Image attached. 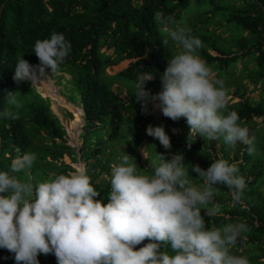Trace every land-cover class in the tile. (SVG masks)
Instances as JSON below:
<instances>
[{
    "label": "trees",
    "instance_id": "1",
    "mask_svg": "<svg viewBox=\"0 0 264 264\" xmlns=\"http://www.w3.org/2000/svg\"><path fill=\"white\" fill-rule=\"evenodd\" d=\"M222 1V0H221ZM220 0H207L210 8L199 15L195 25H206L211 21L207 14L219 17L239 32L234 41V50L219 45L220 39L206 34H193L203 42L199 50L200 57L208 66H213L225 75L231 66L244 58L253 62L251 73L253 83H264V0H240L241 6L221 5ZM190 0H0V112L6 107L4 97L7 92H18L17 99L22 107L15 120L0 116V172L9 171L11 161L19 147L21 153L27 151L36 154L33 167L17 173L22 182L34 184L45 181L55 174H67L73 170L71 164L76 161L83 164L91 184L100 193L95 199L106 204L109 183L100 181L102 176L110 173L111 162L116 160V150L120 143L131 140L138 146L142 140L141 133L146 134L148 125L163 126L170 137L171 150H185L189 157L185 164L199 165L206 170L211 162L218 159L235 163L238 175L246 180L243 190V203L221 205L219 215L209 218L203 214L206 226L222 227L235 221L245 222L250 231L242 234L232 249L235 255L248 258L249 264H264V100L252 101L245 92L235 88L233 95L237 101L228 105L224 112L238 113V123L249 129V135L256 137V154L249 155L246 145L237 142L235 147L225 144L223 137L219 141L217 152L215 140L206 137H194L189 149L186 145L188 125L184 118L172 121L150 111L149 115L141 114L140 104L135 101L137 77L142 72H151L154 79L145 84V90L151 93L158 91L160 75L167 63V48L163 47V35L154 21V13L161 11L182 21V13L187 9ZM211 17V18H212ZM53 32L62 33L71 44V50L60 72L71 75V90L68 101L82 110V130L79 135L80 146L73 150L65 143V129L59 119L51 113L47 98L41 97L28 83L17 84L13 80L15 62L22 57L31 65L39 63L33 53L37 40L49 39ZM245 33L244 36L241 34ZM19 41V42H18ZM109 50L110 53L102 52ZM218 55L212 56L208 50ZM129 60L126 68L119 71L115 78L127 82L133 89H128L125 99H121L111 89L105 69ZM161 87V86H160ZM66 115L71 118L70 113ZM256 121L262 124L257 129ZM123 124V127H121ZM171 128H179V137L169 134ZM136 134V137L130 136ZM149 140L146 147L149 151V167L144 169L138 164L137 171L142 175H153V165L158 164L156 153L166 154L158 140L146 136ZM157 141V142H156ZM154 145V146H152ZM66 157L68 162L63 161ZM139 158L138 154L135 156ZM192 158H195L192 160ZM236 162H239L238 164ZM195 180L196 173L188 170ZM244 174H246L244 176ZM219 196H230V190L217 185ZM216 203H219L215 199ZM211 220V221H210ZM148 240L137 245L143 247ZM252 248L250 255L238 252L236 248ZM161 251H170L162 246ZM9 252L0 249V264H14ZM171 254V253H170ZM48 262L53 264L54 255Z\"/></svg>",
    "mask_w": 264,
    "mask_h": 264
},
{
    "label": "clouds",
    "instance_id": "2",
    "mask_svg": "<svg viewBox=\"0 0 264 264\" xmlns=\"http://www.w3.org/2000/svg\"><path fill=\"white\" fill-rule=\"evenodd\" d=\"M153 18L163 35L162 46L171 42L179 51L167 60L159 77L161 90L155 95L145 90V84L155 78L153 73L138 75L135 101L141 114H151L148 102L152 101L153 109L164 117L174 122L184 118L189 149L194 137H223L225 144L242 143L249 155H255L256 137L238 123V113L224 114L228 90L198 54L203 42L172 15L156 11ZM70 50L62 33L37 40L33 53L39 63L17 58L13 80L31 85L45 80L60 71ZM17 93L5 95L3 118H18L14 109L22 104ZM146 135L170 152V137L163 126L148 125ZM148 147L141 148L145 160ZM15 152L10 172H0V249L12 254L15 264H39L41 254L54 255L57 264H249L246 256L232 253L242 234L250 231L248 225L238 222L209 228L201 215L202 209L209 218L222 215L214 199L217 185L230 190L234 206L243 203L246 180L234 163L218 159L204 170L186 165L183 153H171L170 159L156 153L159 163L154 162L153 175L148 176L140 174L135 159L125 154L119 164L111 165L110 192L104 204L95 199L100 193L83 164L36 184L22 182L15 174L31 169L37 157L21 153L19 147ZM189 168L203 181L202 189L192 183ZM145 240L149 242L134 250ZM162 246L170 251H161Z\"/></svg>",
    "mask_w": 264,
    "mask_h": 264
},
{
    "label": "rangeland",
    "instance_id": "3",
    "mask_svg": "<svg viewBox=\"0 0 264 264\" xmlns=\"http://www.w3.org/2000/svg\"><path fill=\"white\" fill-rule=\"evenodd\" d=\"M221 1V0H220ZM221 5H231L234 7H238L242 5V2L240 0H222ZM187 9L182 13V21L184 24L191 28L192 35L194 34H206L207 36H212L215 38H219L220 42L219 45L223 47H227L228 49L234 50V41L238 39L239 32L235 30L232 26L225 23V21L219 17H212L211 14H207L208 17H210L211 21L207 23L206 25L197 24L195 25V21L198 19L199 15H201L203 12H206L209 10L210 6L207 3V0H190L189 4L187 5ZM212 17V18H211ZM242 36L245 35V33L241 34ZM179 49H177L171 42L168 45L167 48V60L172 58ZM102 52H106L107 54L111 51L103 49ZM208 52L212 56H217L218 54L209 49ZM129 64V60H125L121 62L120 64L116 66H112L105 69V74L110 77L108 82L110 83L111 89L114 93H117L121 99H125V96L127 94L128 89H133L135 87H132L127 82L119 81L115 78V75L127 67ZM213 72L215 73V76L217 79H221L224 81L225 88L228 90V96H229V104L234 103L237 101V98L233 95V92L235 88L239 87L240 92H245L246 96L250 98L252 101H258L260 99L264 100V83L257 82L253 83L251 79V73L254 70L253 62L249 58H244L243 60L233 64L231 68L229 69V73L225 75L223 72L219 71L217 68L210 66ZM71 75L68 72H60L58 71L56 74H52L49 77H47L45 80H42L34 85H31V82L28 83L34 88V90L43 98H47L49 100L50 106L48 108L50 109L51 113H54L60 123L63 125L65 129L64 133V140L65 143L70 146L73 150L77 151V148L80 146V140L79 135L82 130L83 120H82V110L79 106V103L76 104L68 101V95L71 93ZM161 86V85H160ZM158 86L157 93L161 90V87ZM152 95H155L156 93H151ZM148 108L149 111L152 113L162 116V113L157 109H153V102H148ZM66 113L71 114V118H69ZM81 114V115H80ZM257 129H262V124L259 121H256ZM121 127H123V124H121ZM169 134L171 133L173 136L179 137L178 133L180 132L179 128H171L169 130ZM189 133V127L185 135L187 136ZM143 138L138 146H133V142L131 140H125L122 143H120L116 150V160L120 163V158L128 154L131 157H133L137 163L140 166H142L144 169L146 167H149L150 161H153L154 158H150L149 151L146 149L148 153V159L145 160L143 156L141 155V148L146 147L149 140L146 139V134L141 133L140 134ZM133 140L134 137H136V134L130 136ZM133 137V138H132ZM157 142V141H156ZM214 146L216 149V155L219 156V153L217 150L219 149V141L215 140ZM180 152L183 153L185 159L189 157V154L182 149L166 152L168 156H171V153ZM138 154L139 158L136 159L135 156ZM195 158H192L194 160ZM63 161L66 163L68 162L66 157H63ZM237 164L239 162H236ZM81 163L76 161L74 164H71V168L74 169L77 166H79ZM116 164L111 162V165ZM235 164V163H234ZM111 165H110V173H111ZM142 174V172H140ZM246 174H244L245 176ZM109 174H105L102 176V179L100 181L108 182L109 183ZM195 187L202 189L204 187L203 181L195 180L192 181ZM110 187V183H109ZM214 199H216L219 204L222 205H232V195L230 196H219L218 194L215 195ZM203 214L204 210L202 209ZM222 213V212H221ZM220 217H227L222 213V215H219ZM233 223H238V221H235ZM244 238L242 235L240 239ZM238 252H243L245 255H250L252 248L249 247H242L236 248ZM13 257L12 254L8 253ZM53 255L49 254L47 256L39 255V259L41 261L48 262V260ZM14 259V258H13ZM15 264V263H14ZM53 264H57L56 260L53 261Z\"/></svg>",
    "mask_w": 264,
    "mask_h": 264
},
{
    "label": "bare ground",
    "instance_id": "4",
    "mask_svg": "<svg viewBox=\"0 0 264 264\" xmlns=\"http://www.w3.org/2000/svg\"><path fill=\"white\" fill-rule=\"evenodd\" d=\"M81 115V114H80Z\"/></svg>",
    "mask_w": 264,
    "mask_h": 264
}]
</instances>
